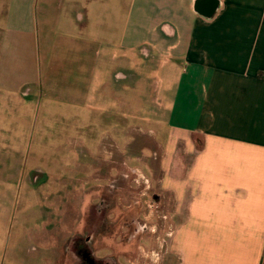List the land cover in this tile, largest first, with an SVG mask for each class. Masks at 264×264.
I'll return each mask as SVG.
<instances>
[{
  "label": "crops",
  "instance_id": "1",
  "mask_svg": "<svg viewBox=\"0 0 264 264\" xmlns=\"http://www.w3.org/2000/svg\"><path fill=\"white\" fill-rule=\"evenodd\" d=\"M80 1H68L54 21L71 31H81L76 15L83 22L92 78L142 97L152 76L158 94L178 74L166 109L171 137L159 145L179 264H264V0H131L127 8L121 0ZM31 23L30 2L0 0L2 102L3 90L31 82L26 75L14 82L8 65ZM127 24L134 26L124 43Z\"/></svg>",
  "mask_w": 264,
  "mask_h": 264
},
{
  "label": "rangeland",
  "instance_id": "2",
  "mask_svg": "<svg viewBox=\"0 0 264 264\" xmlns=\"http://www.w3.org/2000/svg\"><path fill=\"white\" fill-rule=\"evenodd\" d=\"M24 1L32 7V31L28 39L21 35L8 65L14 82L22 75L31 82L3 90L6 103L0 96V264H64L67 242L90 224L101 199L96 256L179 264L166 227L171 195L160 184L162 147L172 132L166 109L178 74L166 84L159 70L164 88L155 94L154 75L142 97L114 79L92 78L93 42L83 22L76 15L81 31H71L54 21L70 0ZM133 26H125L124 43Z\"/></svg>",
  "mask_w": 264,
  "mask_h": 264
},
{
  "label": "flooded vegetation",
  "instance_id": "3",
  "mask_svg": "<svg viewBox=\"0 0 264 264\" xmlns=\"http://www.w3.org/2000/svg\"><path fill=\"white\" fill-rule=\"evenodd\" d=\"M104 200L101 199L99 208H96L95 217L93 216L90 224L83 225V232L74 233L66 245L67 261L64 264H119L113 256L99 257L94 254L92 242L96 234L99 233L104 218L98 217L104 210Z\"/></svg>",
  "mask_w": 264,
  "mask_h": 264
}]
</instances>
